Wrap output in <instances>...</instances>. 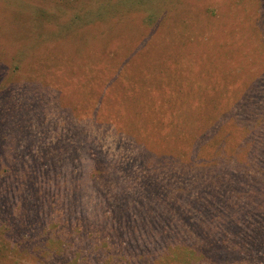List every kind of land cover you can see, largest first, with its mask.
Returning <instances> with one entry per match:
<instances>
[{
    "label": "rangeland",
    "instance_id": "rangeland-1",
    "mask_svg": "<svg viewBox=\"0 0 264 264\" xmlns=\"http://www.w3.org/2000/svg\"><path fill=\"white\" fill-rule=\"evenodd\" d=\"M164 3L153 0L149 8L156 15ZM180 7V15L154 29L131 14L109 39L59 44L21 61L10 128L13 154L25 163V187L15 198L26 216L11 230L0 226V264H264V180L239 163L237 124L227 122L200 150L202 161L219 160L216 170L145 167L155 153L194 151V126L208 110L215 120L247 119L237 97L248 82L264 102V0H191ZM9 104L0 101V108ZM99 158L108 168L89 174ZM256 165L264 171V153ZM64 181L61 199L71 219H46L35 190ZM212 181L221 182L216 199ZM177 187L179 208L169 210ZM12 205L7 199L0 210ZM56 220L58 230H47ZM78 224V255L61 253ZM25 239L36 246L45 240L46 252L25 251ZM98 239L111 241V257Z\"/></svg>",
    "mask_w": 264,
    "mask_h": 264
},
{
    "label": "trees",
    "instance_id": "trees-1",
    "mask_svg": "<svg viewBox=\"0 0 264 264\" xmlns=\"http://www.w3.org/2000/svg\"><path fill=\"white\" fill-rule=\"evenodd\" d=\"M153 0H0V101L10 102L6 108H0V204L7 199H12L13 205L10 208L0 210V226L7 230H11L14 219H25L26 213L16 202V194L25 187V163H20L13 154L14 147L12 143L15 135L11 130L13 114L18 110L11 105L12 87L22 86L18 75L16 74L20 68L21 61L28 63L46 50L53 49L59 44L78 46H89L98 39H104L113 36L117 30L123 28V23L129 21V15L140 13L141 24L150 26L151 29L167 24L173 17L180 15V7L186 5L191 0H165L162 11H158L156 15L149 8L150 2ZM177 11V13H176ZM23 22V28L19 24ZM90 24L98 25V29L90 32L86 29ZM6 26V27H5ZM16 30L15 31H12ZM4 28V29H3ZM23 29L22 31H18ZM264 34V31H262ZM25 49V52L23 51ZM48 52V51H47ZM18 57H17V56ZM16 56V60H13ZM11 62V65L9 64ZM242 93L237 97L240 106L247 113V119L238 122L235 116H221L219 120H215V115L211 110L205 112L198 118L199 124L194 126L195 139L198 140L196 149L188 153H176L174 157L163 153H155L146 159L145 167L149 170H156L157 165L163 164L168 170H177L179 174L186 171L197 169L198 171L216 170L217 162L215 159L210 161H202L199 153L202 147L213 141L222 127L229 121L234 122L242 130V140L238 145V154L243 152L244 157L239 163L245 173L250 176L251 171L260 173L264 180V171L256 165L264 153V102L257 99L261 97L256 94L258 85L253 81L248 82ZM213 101L209 98V103ZM217 101L212 102L211 108H216ZM65 109L64 104H60ZM213 121V125H207V121ZM223 154V153H221ZM104 159L94 160L90 165L89 174H102L108 168V163L103 162ZM176 172V171H175ZM264 182V181H263ZM262 179L258 180L260 184L259 192L260 204L264 205V190ZM220 181L209 182L212 199L219 197L215 193V189L221 185ZM66 187V181L60 186H56L54 190L47 187H40L35 190L39 202L43 204V211L46 219H71L70 213L64 207L61 199V192ZM80 186L73 185V189L77 190ZM51 188V187H48ZM183 188L177 187L172 195L173 202L169 210L179 208L178 200L182 195ZM28 198L25 197V203ZM29 204V203H28ZM46 207H45V206ZM30 206V205H29ZM38 211L41 210L36 206ZM42 211V212H43ZM41 213V212H40ZM212 219H223L214 216ZM15 224V223H14ZM62 222L59 220L48 223L47 230H58ZM9 230V231H10ZM44 228L40 231L43 232ZM84 230L78 224L75 232L69 229L70 240L61 244V253L69 251L70 255H78V249L74 248V240L77 239L74 234L82 233ZM13 231L10 232L12 234ZM74 236V238H73ZM86 239L93 241L86 235ZM45 240L40 245L30 244V240L25 239L26 250H40L46 252ZM98 245L108 256H112L111 241L98 239ZM72 250V251H71ZM82 258V257H81ZM121 258H123L121 256ZM40 264H46L43 260H39Z\"/></svg>",
    "mask_w": 264,
    "mask_h": 264
}]
</instances>
